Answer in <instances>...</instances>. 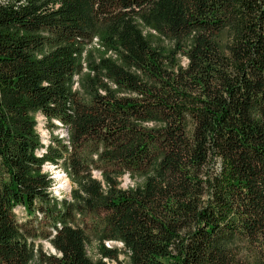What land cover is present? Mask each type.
Returning <instances> with one entry per match:
<instances>
[{
	"label": "trees",
	"instance_id": "1",
	"mask_svg": "<svg viewBox=\"0 0 264 264\" xmlns=\"http://www.w3.org/2000/svg\"><path fill=\"white\" fill-rule=\"evenodd\" d=\"M110 261L264 264V0H0V264Z\"/></svg>",
	"mask_w": 264,
	"mask_h": 264
},
{
	"label": "rangeland",
	"instance_id": "2",
	"mask_svg": "<svg viewBox=\"0 0 264 264\" xmlns=\"http://www.w3.org/2000/svg\"><path fill=\"white\" fill-rule=\"evenodd\" d=\"M147 32V30L145 31ZM165 43L169 44L168 41H166ZM183 63L187 64V59L183 58ZM37 119H38V130L41 134L43 143L47 144L49 143V140L51 138L52 135V128L48 125V123L46 122V119L44 118V116L40 113L37 114ZM55 134H60V136H67V130L65 127H62V125H60L59 128H55L54 130ZM45 170L46 171H51L52 176L55 178L56 183L55 186L53 187V191L56 195H59L60 197H62L63 195H70V191L72 189L73 183L70 179V177L68 176V174L66 173V171L64 170L63 166L58 165L57 167H54L51 164H46L45 165ZM122 181V186L124 187H128V186H134L135 183L137 182L136 179L132 178L130 175L126 174L121 178ZM17 217L19 220H24L26 218V211L23 208L17 207L15 210ZM36 244H41L44 251L48 252V253H55L56 250L53 247V245L47 240V239H43V238H39L36 240ZM112 246H117L118 248H123V244L121 242H114L111 243ZM89 253L92 256H96L97 255V248H96V242L94 241V243L89 247ZM121 259L125 258L124 253L121 254ZM33 264V263H32ZM109 264H117L114 261H110Z\"/></svg>",
	"mask_w": 264,
	"mask_h": 264
}]
</instances>
